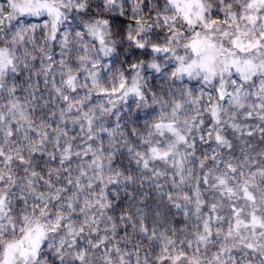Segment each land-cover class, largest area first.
Instances as JSON below:
<instances>
[{
	"label": "snow or ice",
	"instance_id": "snow-or-ice-1",
	"mask_svg": "<svg viewBox=\"0 0 264 264\" xmlns=\"http://www.w3.org/2000/svg\"><path fill=\"white\" fill-rule=\"evenodd\" d=\"M0 264H264V0H0Z\"/></svg>",
	"mask_w": 264,
	"mask_h": 264
}]
</instances>
